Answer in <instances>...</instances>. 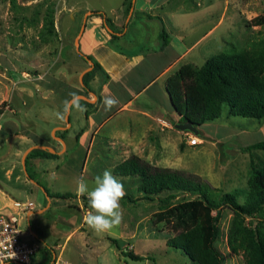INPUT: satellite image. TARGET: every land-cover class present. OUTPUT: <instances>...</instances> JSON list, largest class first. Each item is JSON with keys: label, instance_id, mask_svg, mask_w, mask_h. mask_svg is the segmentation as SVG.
Here are the masks:
<instances>
[{"label": "rangeland", "instance_id": "1", "mask_svg": "<svg viewBox=\"0 0 264 264\" xmlns=\"http://www.w3.org/2000/svg\"><path fill=\"white\" fill-rule=\"evenodd\" d=\"M123 1L0 0V132H7V123L13 121L21 131L27 129L52 144H60L56 139L60 130H54L58 126L54 123L64 120L71 94L95 99L91 92L100 90L106 75L94 73L89 82L92 91H84L80 73L90 64L74 44L87 11L91 14L86 17V33L97 31L110 38L104 25L109 18L119 34L111 45L128 53L145 52L162 44L160 33L164 27L169 56L159 66L173 56L179 57L167 77L183 65L200 67L213 54L250 48L255 42L264 44V0H135L129 18L121 7ZM135 10L144 15H133ZM48 13L53 21L51 28L45 25ZM40 33L46 36L45 42L40 40ZM162 80L161 67L146 72L137 84L139 89L146 88L135 101L145 100ZM161 93L152 97V108L163 116H105L115 106L110 111L103 107L101 116L89 117L79 111L82 107L73 106L64 138L69 153L63 151L62 160L44 158L28 169L33 181L41 184V191L34 189L26 194L2 184V189L20 203H33L29 215L28 209L24 212L22 208L4 211L19 212L22 238L38 247L34 261L47 264L56 254L70 264H198L181 249L168 245V240L189 227L188 219L179 214L178 204L195 198L194 194H160L153 200L141 198L134 203L120 201L122 223L109 232L97 233L84 222L91 209L83 203L82 198L87 196L76 194V179L83 177L91 189L97 176L105 170L113 174L114 166L131 155L154 166L182 170L218 192H235L239 202L251 188H264V172L256 177L254 173L264 165V152L244 149L264 138V119L232 116L223 105L221 115L199 125L200 134L195 135L174 128L178 116ZM162 101H166L164 107ZM93 109L88 108V114ZM80 133L84 135L81 149L73 151ZM18 138L12 135L1 144L3 154L11 149L5 154L7 162L18 140L25 141L22 147L30 141ZM190 139L196 144H190ZM21 157L17 155L15 160L21 161ZM57 164L62 168L66 165V172L57 170ZM115 177L126 194L136 196L138 181ZM45 189L50 193L70 192L73 197H48ZM232 218V210L224 207L217 223L220 233L215 246L223 257L222 264H244L243 255L230 250L227 243ZM108 237L117 239L118 247ZM123 248L144 258L133 260L122 253Z\"/></svg>", "mask_w": 264, "mask_h": 264}, {"label": "trees", "instance_id": "2", "mask_svg": "<svg viewBox=\"0 0 264 264\" xmlns=\"http://www.w3.org/2000/svg\"><path fill=\"white\" fill-rule=\"evenodd\" d=\"M132 0H124L121 7L129 12ZM120 7V8H121ZM104 16L103 12L97 11ZM144 15L138 10L135 15ZM138 16V17H139ZM47 15L46 26L52 27L53 21ZM142 17V16H140ZM152 17V16H148ZM162 21L159 16H154ZM259 19V18H258ZM257 19V20H258ZM114 32L110 42L117 39V32L109 18L104 21ZM40 40L45 42L44 33L39 34ZM160 37L162 46L167 44L168 34L162 27ZM82 58L91 59L93 68L82 77V89L92 91L89 82L94 73L101 72L108 78L102 65L92 56L81 54ZM86 57V58H85ZM166 91L169 95L172 108L180 115V120H190L196 125L210 122L221 115L223 105L228 108L232 116L264 119V44L255 42L250 48L242 50L223 51L211 55L200 67L183 65L166 78ZM72 97V96H70ZM99 101L90 103L83 99H76L72 105L83 108L84 116L88 115V108H93ZM67 129L57 131V135L65 138ZM245 150H261L264 152V138L248 144ZM57 159L59 155L45 149L35 148L25 158L28 179H33L28 171L30 158ZM264 172V165L255 170L256 175ZM113 175L128 177L138 181L136 196L126 194L122 203L136 202L144 198L153 200L160 194L173 197L179 193H191L195 198L178 204L179 214L189 221L186 230L168 240V245L181 249L184 254L198 264H222L223 257L215 246L220 230L218 220L224 207L233 212V218L228 231L227 243L235 253H241L244 264H264V188H251L244 201L239 202L235 192H218L204 181L190 176L179 169L154 166L136 155H131L116 164ZM255 182V181H254ZM48 197L69 198L70 192L50 193L45 189ZM86 207H89L88 198H82ZM176 209V208H174ZM250 218L251 223L247 220ZM254 219V222H253ZM117 247V239L108 237ZM122 253L133 259L141 260L144 257L123 248Z\"/></svg>", "mask_w": 264, "mask_h": 264}, {"label": "crops", "instance_id": "3", "mask_svg": "<svg viewBox=\"0 0 264 264\" xmlns=\"http://www.w3.org/2000/svg\"><path fill=\"white\" fill-rule=\"evenodd\" d=\"M88 37L86 38V35ZM117 36L119 34L117 32ZM111 38V36H110ZM110 38L102 37L97 31H92L91 33H86L85 31L82 33L80 37V49L82 50L83 54L85 55H92L103 67V69L107 72L108 78L107 80L101 85V88L98 92H96L98 103L93 107V111L89 113L87 116H101L103 110V101L106 97H114L119 100V103L116 105L115 109H113L109 114L105 116H163L160 111H156L153 109V101L152 97L155 98L156 96L160 95V91L165 94L166 101H168L170 108L172 109L173 113L178 116V114L174 111L171 105V101L169 95L166 91V78L167 73L172 70L176 66V62L179 60V57L173 56L172 58L167 60V64L159 66L162 62L163 58L166 57V47L162 46L160 43L157 44L156 47L146 49L145 52L140 51L137 53H128L124 51L122 47L113 48L110 42ZM169 56V55H168ZM161 67L162 68V75L163 80L157 86V89L154 90L150 96H146L145 100L136 102L141 93L145 90L146 87L143 89L137 88V84L142 76L148 71L153 70L154 68ZM154 80V79H153ZM151 81L154 84V81ZM150 82V83H151ZM149 83V84H150ZM152 84V85H153ZM161 93V95H162ZM77 95V94H76ZM71 96H75V94H71ZM71 98V97H70ZM69 98V99H70ZM162 101V107H164V102ZM93 102V103H95ZM139 103V104H138ZM160 107V106H159ZM80 112H83V108H78ZM63 121L65 120H57L54 124L58 126H63ZM7 123V122H6ZM104 123L101 124L100 127L103 126ZM8 131H13V134L10 132H4L2 130V135H0V209L1 210H21L24 204H31V207L27 210V215L32 213L31 209L33 207L32 202L28 203H20L18 200L12 198L13 195L4 191L2 189V184L8 186L10 189L23 191L26 194H32L34 189H40V183L38 181L33 182L28 179L27 174L25 173L21 161H16L15 158L17 155H21L24 151L31 145L34 144H43V145H53L54 149L58 152L57 154L59 157L57 160H62L65 156L63 155V151H67L69 144L64 139L65 145L60 144H52L47 141L46 138L42 137L41 135H37V133L24 130L21 131L16 126V123L11 121L7 123ZM15 125V130H12L11 127ZM54 125V126H55ZM2 127V125H1ZM0 127V130H1ZM6 129V128H5ZM67 133V132H66ZM65 133V134H66ZM77 133H74L76 136ZM12 135H18L21 139L23 137L27 138L26 141L27 145L22 147L21 144H24L25 141L18 140L17 144L14 148H12L13 155L10 162H7V158L5 154H10V150L6 151V153H2L1 151V144L3 141L7 140ZM74 137V136H73ZM71 139V137H69ZM84 135L81 136V133L78 135L77 146L73 151H79L81 149V141H83ZM72 151V152H73ZM69 153L68 151L66 152ZM44 158L39 156H34L30 158L28 163V169L37 166L39 161ZM46 159H53V158H46ZM26 168V166H25ZM57 170H62V172H66V165L64 168L60 167V164L56 166ZM27 172V171H26ZM47 172V171H43ZM80 175H81V168H80ZM34 179V178H33ZM38 196V195H37ZM39 197V196H38ZM40 198V197H39ZM40 210V209H39ZM38 210V211H39ZM17 213H19L17 211ZM31 234L34 235L33 232Z\"/></svg>", "mask_w": 264, "mask_h": 264}, {"label": "clouds", "instance_id": "4", "mask_svg": "<svg viewBox=\"0 0 264 264\" xmlns=\"http://www.w3.org/2000/svg\"><path fill=\"white\" fill-rule=\"evenodd\" d=\"M118 103L117 98L110 96L104 99L103 106L105 111H110ZM60 118L63 119V115ZM76 194L88 198L91 210L85 215L84 222L90 229L97 233L109 232L122 223L120 201L125 196L124 186L110 170L97 176L91 189L83 177L77 178Z\"/></svg>", "mask_w": 264, "mask_h": 264}, {"label": "built area", "instance_id": "5", "mask_svg": "<svg viewBox=\"0 0 264 264\" xmlns=\"http://www.w3.org/2000/svg\"><path fill=\"white\" fill-rule=\"evenodd\" d=\"M189 143L196 144V140L190 139ZM29 207L31 204H24L22 209L26 212ZM19 218L18 213H7L0 209V264H41L34 261L37 245L22 238L24 230ZM47 264L70 263L54 254Z\"/></svg>", "mask_w": 264, "mask_h": 264}, {"label": "water", "instance_id": "6", "mask_svg": "<svg viewBox=\"0 0 264 264\" xmlns=\"http://www.w3.org/2000/svg\"><path fill=\"white\" fill-rule=\"evenodd\" d=\"M134 1L135 0H132V4H131V7L129 9V12H128V18L129 16L131 15L132 11H133V7H134ZM87 14H91V11H87L85 12L84 14V17H83V21H82V24H81V27H80V30H79V33L78 35L75 37V40H74V44H75V48L78 52H80V37L85 29V23H86V17H87ZM104 25L106 27V29L108 30V32H114L105 22H104ZM86 58V57H85ZM87 62L90 64L89 67H87L85 70H83L81 73H80V81L82 82V77L83 75L90 71L92 68H93V65H94V62L89 59V58H86ZM94 96V98L96 99L97 98V95L96 93L94 92H91ZM76 99H83V100H86L90 103H93L95 101V99H90L88 98L85 94H77L75 96H72L68 102H67V105H66V109L67 111L65 112V116H64V120L66 122V125L65 126H56L54 128L57 129V130H64L66 129L68 126H69V114H70V110H71V105L72 103L76 100ZM180 115H178L179 117ZM174 128L175 129H178L180 131H190L192 133H194L195 135H199L200 132H199V128H198V125L194 124L192 121L190 120H178L175 124H174ZM209 139H211L210 137H208ZM56 139L59 140L61 142L62 145H65V142H64V139L61 138L60 136H56ZM35 148H39V149H45V150H48L52 153H58L53 147L49 146V145H43V144H34V145H31L29 146L25 151L24 153L22 154V157H21V164L23 166V169L25 171V173L27 174L26 172V168H25V158H26V155L33 149ZM31 181H33V179H30ZM35 182V181H33ZM44 189V188H43ZM46 193V191H45ZM35 236V234H34Z\"/></svg>", "mask_w": 264, "mask_h": 264}, {"label": "flooded vegetation", "instance_id": "7", "mask_svg": "<svg viewBox=\"0 0 264 264\" xmlns=\"http://www.w3.org/2000/svg\"><path fill=\"white\" fill-rule=\"evenodd\" d=\"M179 120V119H178Z\"/></svg>", "mask_w": 264, "mask_h": 264}]
</instances>
